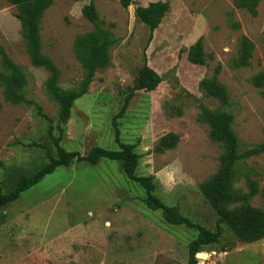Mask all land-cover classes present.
<instances>
[{
  "label": "rangeland",
  "instance_id": "obj_1",
  "mask_svg": "<svg viewBox=\"0 0 264 264\" xmlns=\"http://www.w3.org/2000/svg\"><path fill=\"white\" fill-rule=\"evenodd\" d=\"M151 1H167L169 9L148 43L149 30L135 8ZM235 1L132 0L124 7L120 0H53L40 19L41 53L58 68L59 88L79 94L63 125L61 146L82 155L91 146L117 150L118 130L120 141L134 147L136 174L152 179L153 194L166 206L210 230L221 220L217 243L201 248L196 264H264V234L245 240L236 231L253 210H264V82L255 83L264 74V0L256 3L255 14ZM91 2L98 25L82 13ZM15 13L14 5L0 0V46L24 70L27 96L55 126L58 105L45 89L50 73L31 64ZM93 30L108 32L115 42L108 48L109 65L95 70L82 89L86 70L75 57L74 40ZM243 39L250 54L240 64ZM197 41L205 64L187 57ZM144 63L161 76L153 90L137 87ZM212 76L227 90L224 109L234 115L238 139L224 215L201 189L221 167L222 148L208 136L204 110L222 108L199 87L202 78ZM167 135L175 136L172 145L162 143ZM33 142L55 154L48 122L33 106L6 101L0 85L5 188L48 161L46 150ZM144 194L119 161L58 167L1 212L0 264H189L188 243L196 230L164 221L160 210L143 203Z\"/></svg>",
  "mask_w": 264,
  "mask_h": 264
},
{
  "label": "trees",
  "instance_id": "obj_2",
  "mask_svg": "<svg viewBox=\"0 0 264 264\" xmlns=\"http://www.w3.org/2000/svg\"><path fill=\"white\" fill-rule=\"evenodd\" d=\"M16 8L15 17L20 22L21 36L25 41L26 50L33 66L43 67L50 73L45 83V89L58 105V123L53 125L52 119L49 118L32 98L27 96L28 79L24 70L15 63L0 46V85L2 87L3 97L12 105L26 104L33 106L36 115L48 122V134L52 140L55 154L46 149L44 145L36 142L31 146L39 147L46 150L48 161L36 167L28 174L20 175L19 178L6 188L0 181V221L4 215L1 213L5 206L15 201L19 195L28 188L36 185L45 175L52 173L58 167H67L73 161L86 162L95 165L100 159H109L119 161L122 171L128 180L134 181L144 190L143 203L152 210H160L162 218L169 224L186 225L196 230L197 234L188 243V263L196 264V253L203 247L216 244L221 235V220L216 223L215 229L210 230L199 224L191 222V220L179 213L176 207L166 206L153 192L155 184L149 176L136 174L138 164L137 155L134 147L130 143L120 141L118 130L115 131V140L118 144L117 150H108L99 146H91L85 154L77 151L65 150L60 141L64 132L63 125L69 118L72 104L79 94L72 91H64L58 86L59 70L52 60L45 57L41 53L40 41V19L44 11L52 4L53 0H6ZM259 0H238L235 5L249 9L251 14H255V5ZM124 7L132 4V0H120ZM169 9L167 1H151L144 6L135 8L136 18L142 22L149 30L148 43L152 38L154 30L160 25L163 17ZM82 13L93 24L98 25L99 18L95 5L91 2L82 8ZM115 42L111 34L103 30H93L77 36L74 40V54L82 67L86 70V78L82 83V89H85L91 82L92 75L95 70L102 69L109 65L108 48ZM250 44L243 39L240 47V56L238 62L245 64L249 58ZM187 57L191 63L205 64L206 57L203 47L199 41L191 45L187 51ZM161 82V76L150 66L144 63L138 70L137 83L138 89L153 90ZM264 82V74H260L255 78L256 84ZM199 87L207 95L212 96L222 109H218L216 113L208 112L206 117L208 120V136L209 138L220 144L222 154L220 156L221 167L209 181L201 184V189L211 205L218 209L224 215V198L227 187L231 179V171L234 160L237 157L238 139L233 130L234 115L231 111H227L224 107L228 104V93L223 85H221L216 77H204L199 83ZM133 92L130 91L125 97V103L121 112L127 108L129 100L132 98ZM54 130L58 134L54 135ZM169 140V141H168ZM175 142L174 135L164 136L162 143L172 145ZM0 161V168L2 167ZM246 223L237 228V235L241 239L250 240L264 234V210H253Z\"/></svg>",
  "mask_w": 264,
  "mask_h": 264
},
{
  "label": "water",
  "instance_id": "obj_3",
  "mask_svg": "<svg viewBox=\"0 0 264 264\" xmlns=\"http://www.w3.org/2000/svg\"><path fill=\"white\" fill-rule=\"evenodd\" d=\"M199 256H201V255L199 254Z\"/></svg>",
  "mask_w": 264,
  "mask_h": 264
},
{
  "label": "bare ground",
  "instance_id": "obj_4",
  "mask_svg": "<svg viewBox=\"0 0 264 264\" xmlns=\"http://www.w3.org/2000/svg\"><path fill=\"white\" fill-rule=\"evenodd\" d=\"M201 256H203V255H201Z\"/></svg>",
  "mask_w": 264,
  "mask_h": 264
}]
</instances>
